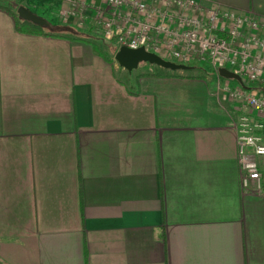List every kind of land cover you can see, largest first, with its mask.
<instances>
[{"label":"crops","instance_id":"crops-1","mask_svg":"<svg viewBox=\"0 0 264 264\" xmlns=\"http://www.w3.org/2000/svg\"><path fill=\"white\" fill-rule=\"evenodd\" d=\"M29 1L43 34L0 3V264H264V155L242 188L225 77L120 75L63 2Z\"/></svg>","mask_w":264,"mask_h":264},{"label":"built area","instance_id":"built-area-1","mask_svg":"<svg viewBox=\"0 0 264 264\" xmlns=\"http://www.w3.org/2000/svg\"><path fill=\"white\" fill-rule=\"evenodd\" d=\"M60 1L56 15L61 23L96 28L118 46H142L178 63L204 61L216 77L221 76L219 67L238 74L239 80L231 78L233 85L227 78L217 80L215 93H223L232 105L226 116L234 135L240 185L259 192L257 158L264 155V21L215 0Z\"/></svg>","mask_w":264,"mask_h":264},{"label":"water","instance_id":"water-1","mask_svg":"<svg viewBox=\"0 0 264 264\" xmlns=\"http://www.w3.org/2000/svg\"><path fill=\"white\" fill-rule=\"evenodd\" d=\"M16 14L22 19L29 20L39 25H46L48 23L44 17L29 10L22 4L17 6ZM113 58L119 66L123 67L127 71H130L132 68L136 67L140 61L154 63L169 69H184L189 67L188 64L178 63L173 60L163 58L154 52L147 51L142 46L131 48L125 45H119L116 47L113 53ZM217 70L219 75L225 78H234L237 80L240 79L238 74L228 70L225 67H219Z\"/></svg>","mask_w":264,"mask_h":264},{"label":"rangeland","instance_id":"rangeland-1","mask_svg":"<svg viewBox=\"0 0 264 264\" xmlns=\"http://www.w3.org/2000/svg\"><path fill=\"white\" fill-rule=\"evenodd\" d=\"M20 0H4V1H0V3L12 8L14 11H16V8L19 4H22L24 6H28L27 8H31L33 10H36V5H34L33 3H31L29 0L28 2L26 0H24V4L23 1L22 3H19ZM46 27V26H45ZM50 29H53L54 27L50 26ZM77 29H80V31H83V34L85 36H87V39L89 40L88 42H90L93 52H95V54L98 53V50L100 48H103L107 51V53L113 57V53L116 49V47L118 46L114 41L105 39L100 32L98 31V29L93 28V27H89V26H82V27H77ZM84 29V30H83ZM114 59V58H113ZM203 65L201 67H196L193 66L192 68H189L188 70H185L187 74H197V73H201V72H207L209 73L211 70L209 69V66L206 65V63L204 61L201 62ZM206 65V66H205ZM117 67L119 69V74L123 75V76H129L132 77L133 75H137L136 73H140L141 75H146V74H150L152 72H157L159 73L161 71V69H166L165 71L167 73H170L173 76L178 75V73L180 72L179 69H169V68H164L160 65H156L154 63H149L146 61H140L138 62L137 66L132 68L130 71H127L126 69L122 68L121 66H119L117 64ZM141 72H146L144 74H142ZM157 73H153V74H157ZM252 86V85H251ZM261 88H263L262 86H260ZM255 90V89H254Z\"/></svg>","mask_w":264,"mask_h":264},{"label":"trees","instance_id":"trees-1","mask_svg":"<svg viewBox=\"0 0 264 264\" xmlns=\"http://www.w3.org/2000/svg\"><path fill=\"white\" fill-rule=\"evenodd\" d=\"M14 19V23L17 29L23 31V32H28V33H38V34H43L44 32V25H39L36 23H33L29 20L22 19L17 16L16 11L12 10L11 11ZM98 53L101 54L100 49L98 50ZM264 84V83H262ZM262 84H258L259 87Z\"/></svg>","mask_w":264,"mask_h":264}]
</instances>
